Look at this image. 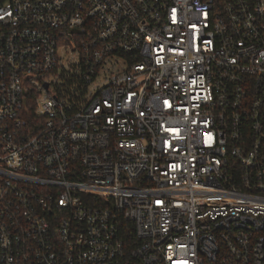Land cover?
I'll list each match as a JSON object with an SVG mask.
<instances>
[{
	"label": "built area",
	"instance_id": "obj_1",
	"mask_svg": "<svg viewBox=\"0 0 264 264\" xmlns=\"http://www.w3.org/2000/svg\"><path fill=\"white\" fill-rule=\"evenodd\" d=\"M0 264H264V0H0Z\"/></svg>",
	"mask_w": 264,
	"mask_h": 264
}]
</instances>
